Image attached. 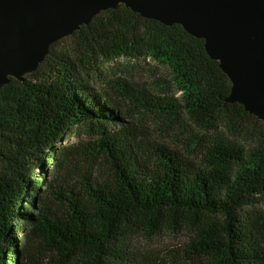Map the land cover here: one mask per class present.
Instances as JSON below:
<instances>
[{
  "label": "trees",
  "instance_id": "1",
  "mask_svg": "<svg viewBox=\"0 0 264 264\" xmlns=\"http://www.w3.org/2000/svg\"><path fill=\"white\" fill-rule=\"evenodd\" d=\"M118 59L167 74L100 82ZM231 87L204 40L125 5L53 44L0 88V264H264V123ZM162 235L185 240L140 247Z\"/></svg>",
  "mask_w": 264,
  "mask_h": 264
},
{
  "label": "water",
  "instance_id": "2",
  "mask_svg": "<svg viewBox=\"0 0 264 264\" xmlns=\"http://www.w3.org/2000/svg\"><path fill=\"white\" fill-rule=\"evenodd\" d=\"M125 5L204 40L238 103L264 123V0H0V88L44 62L53 44Z\"/></svg>",
  "mask_w": 264,
  "mask_h": 264
},
{
  "label": "rangeland",
  "instance_id": "3",
  "mask_svg": "<svg viewBox=\"0 0 264 264\" xmlns=\"http://www.w3.org/2000/svg\"><path fill=\"white\" fill-rule=\"evenodd\" d=\"M70 42V41H69ZM69 44V43H68ZM106 69H102L104 72L99 76L100 82H106L111 78H123L133 83L152 86L153 82L155 81L157 76H166L167 70L160 64L153 62L151 60H143V61H130L125 59H118L115 60L108 65L105 66ZM142 129L148 132L149 134L152 133L153 126L151 124V119L147 117L137 116L132 120ZM155 137L152 136L151 139ZM167 145H170L172 148H176L182 150V152L188 156L186 147H182L183 145L178 142L176 136H167L166 138L162 139ZM93 142V139L89 136L88 132L85 128H73L71 129L66 135L65 138L62 140V143L59 147H70V146H77L78 144H84ZM179 143V144H178ZM46 179L51 180L53 174L55 172H48L45 174ZM185 237L181 236H171V235H162L161 237L155 238L153 240H148L145 242L140 243V247L151 250V251H166L167 248L171 247L172 245H178L179 243L183 242Z\"/></svg>",
  "mask_w": 264,
  "mask_h": 264
}]
</instances>
